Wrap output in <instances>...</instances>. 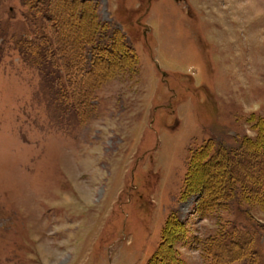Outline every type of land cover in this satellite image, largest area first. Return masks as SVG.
Wrapping results in <instances>:
<instances>
[{
  "label": "rangeland",
  "instance_id": "obj_1",
  "mask_svg": "<svg viewBox=\"0 0 264 264\" xmlns=\"http://www.w3.org/2000/svg\"><path fill=\"white\" fill-rule=\"evenodd\" d=\"M50 2L0 0V264H264V0Z\"/></svg>",
  "mask_w": 264,
  "mask_h": 264
},
{
  "label": "trees",
  "instance_id": "obj_2",
  "mask_svg": "<svg viewBox=\"0 0 264 264\" xmlns=\"http://www.w3.org/2000/svg\"><path fill=\"white\" fill-rule=\"evenodd\" d=\"M28 1H29V5L30 4L33 5L32 7L34 9H38L37 7L42 8L39 11V14H41L42 17H44L45 21H51V19H53L52 15H50V10H52V3L50 2V0H28ZM59 21H61L60 17H59ZM44 39H46V37H44ZM35 47L37 49L38 47H40V45L39 44H32V45L27 44V46L25 48V53L27 54V56H30L33 58V55H34L33 51H36V50H34ZM40 48H43V47H40ZM34 56L36 57V59L44 61L45 66L48 65L47 64L48 56H49L48 48L45 47L44 51L41 49L39 51L37 50V52ZM94 63H96V62H94ZM85 65L90 70L93 69V63H87ZM43 68H44V66H43ZM43 68L41 70H43V72H44L45 68L44 69ZM79 68H80V71L82 72L83 67L79 66ZM80 71L76 65L72 69L71 75H72V82L74 85H75V82L79 79L80 75L82 77L84 76L83 72L81 73ZM64 90H65V87H63V92L66 93ZM205 168H207V167H205ZM217 170H218V172H220L221 169L217 168ZM227 179H229L227 176L226 177H220V182H221V180L226 181ZM209 182H211V181H209ZM226 186L228 188V185H226ZM205 190H206L205 192H207V195L204 193L205 194V195H203L204 197L199 198V200L201 201V203H200L201 209L204 206H205L204 208L212 206L211 204L217 203V200H222L223 195H224V191H226V189L223 188V189H218V191L220 190L219 193L218 192L217 193L211 192L209 190V185L206 186ZM202 204H203V207H202ZM233 234H234V237H232L231 238L232 240H229V241L226 240V237H224V238L222 237L223 239L220 237H214V242L212 243V248H211L212 254L210 256L212 264H233L235 261L238 260V258H241L238 254H242V250H244V246H247L245 249L246 251L249 250V251H251V253H254L256 255L255 249H253V251H254L253 252L252 248H250V245H251L250 242L251 241H249V239L242 240L243 238H240V237L238 239L236 237V232H233ZM230 242L232 243V247H228V246L225 247V245L230 243ZM224 248H226L229 253H232V255H238V256L233 257V259H235V261H233V260L231 261V259H228V258L223 259V257L221 256V252L224 250ZM254 254H252V257L249 259H248V256H246L248 259V264H259V262L255 258ZM260 264H262V263H260Z\"/></svg>",
  "mask_w": 264,
  "mask_h": 264
}]
</instances>
